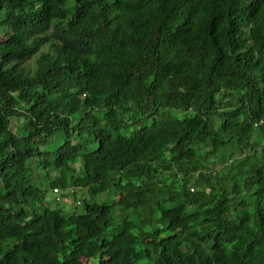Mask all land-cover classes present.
<instances>
[{
    "label": "trees",
    "instance_id": "trees-1",
    "mask_svg": "<svg viewBox=\"0 0 264 264\" xmlns=\"http://www.w3.org/2000/svg\"><path fill=\"white\" fill-rule=\"evenodd\" d=\"M263 119L264 0H0V264H264Z\"/></svg>",
    "mask_w": 264,
    "mask_h": 264
},
{
    "label": "rangeland",
    "instance_id": "rangeland-1",
    "mask_svg": "<svg viewBox=\"0 0 264 264\" xmlns=\"http://www.w3.org/2000/svg\"><path fill=\"white\" fill-rule=\"evenodd\" d=\"M29 64L32 65V61H30ZM62 192L64 193V191H62ZM65 192H66L65 194H67V195L63 197V200L66 201V202H68V203H70V204H72L73 203V196H72V194L71 193H68V190H66ZM49 196L50 197H52V196L54 197V194L52 192H49ZM56 196H58V195H56ZM84 196L85 197H90V195H89L88 192ZM80 197H83V196H80ZM106 198H107V195L106 194H100V195L94 197L93 200L94 201H97V202H100V203H103L106 200ZM70 204L63 205L64 206V209H66L67 211H69V210H72L73 208L76 207V203L74 205H70ZM79 210H81V207H79Z\"/></svg>",
    "mask_w": 264,
    "mask_h": 264
},
{
    "label": "clouds",
    "instance_id": "clouds-1",
    "mask_svg": "<svg viewBox=\"0 0 264 264\" xmlns=\"http://www.w3.org/2000/svg\"><path fill=\"white\" fill-rule=\"evenodd\" d=\"M83 190V189H82ZM192 190H193V188H192ZM54 192L55 193H60L61 192V190H60V188L57 186V187H55L54 188ZM88 192V191H87ZM86 191L85 192H82V194H83V196L87 193ZM68 193H71L72 194V191H68ZM89 193V192H88ZM103 194V193H102ZM90 195V194H89ZM73 196V195H72ZM91 197V196H90ZM60 199V198H59ZM77 202H78V200H77ZM79 202H81L80 200H79ZM73 203H74V201H73ZM72 203V204H73ZM70 204V203H69Z\"/></svg>",
    "mask_w": 264,
    "mask_h": 264
},
{
    "label": "built area",
    "instance_id": "built-area-1",
    "mask_svg": "<svg viewBox=\"0 0 264 264\" xmlns=\"http://www.w3.org/2000/svg\"><path fill=\"white\" fill-rule=\"evenodd\" d=\"M259 124H264V119H263V120H261Z\"/></svg>",
    "mask_w": 264,
    "mask_h": 264
}]
</instances>
